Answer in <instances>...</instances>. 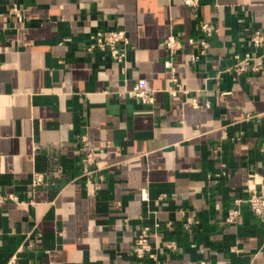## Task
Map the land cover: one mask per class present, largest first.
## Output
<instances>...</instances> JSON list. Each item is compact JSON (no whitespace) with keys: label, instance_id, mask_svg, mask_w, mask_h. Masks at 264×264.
I'll return each instance as SVG.
<instances>
[{"label":"crops","instance_id":"obj_1","mask_svg":"<svg viewBox=\"0 0 264 264\" xmlns=\"http://www.w3.org/2000/svg\"><path fill=\"white\" fill-rule=\"evenodd\" d=\"M203 20L216 31L194 62ZM254 28L264 0H0V192L21 201L0 209V264H264V214L243 203L226 222L252 175L264 194V58L225 72ZM100 29L126 31L125 71L88 49ZM169 35L185 43L172 59L188 91L176 95ZM136 84L153 103L126 92ZM90 148L101 170L87 181ZM146 226L157 260L133 252Z\"/></svg>","mask_w":264,"mask_h":264},{"label":"built area","instance_id":"obj_2","mask_svg":"<svg viewBox=\"0 0 264 264\" xmlns=\"http://www.w3.org/2000/svg\"><path fill=\"white\" fill-rule=\"evenodd\" d=\"M184 3L190 7H197L199 0H183ZM200 29L204 33V37L200 39L190 38L188 42L191 45H197L199 51L191 54V60L197 61L202 55H204L209 46L210 42L208 37H210L215 31L216 28L207 20L200 22ZM91 44L88 49L92 50L98 48L101 50H106L110 53L111 57L120 62L123 66V71L126 70V61L128 50L130 48L131 42L127 33L123 29H111L97 30L90 35ZM250 50L246 51L243 54L237 53L235 55V62L228 68L225 69V72L231 73L235 76H240L244 73L250 71H258L260 66L256 63L257 60L264 58V31L259 28H254L251 31L249 38ZM163 45L168 50L171 57L167 58L164 61V65L170 71L171 75V85L168 87V91L176 95L178 92H187V89H184L179 83L178 70L175 62L172 59V56L181 48L184 47L185 43L176 35H169L163 41ZM130 96L141 99L145 103H153L154 96L153 91L150 89L142 88L140 85L136 84L132 88L126 91ZM193 104L198 106V101L193 100ZM82 142L84 146L89 147L90 143L86 137H82ZM260 150L264 153V141L261 143ZM97 151L93 148H90L81 158L80 161V176L86 177L87 181H90L92 175L100 172L101 168L96 165ZM253 182L249 184L250 193L247 197H238L234 200V206L230 208L229 213L226 217V222L228 223H237L238 218L241 214L240 206L243 203H247L251 210L256 215L264 214V194L261 190L258 189V178L252 175ZM43 176L40 173H36L33 181V186L43 185ZM8 201H15L21 203L19 197L15 193H1L0 192V209ZM198 223V219L192 215H187L186 220L183 222V227L185 230L191 232L194 225ZM168 227L172 228L171 223H168ZM151 229L146 226L143 227L135 236L133 252L139 258L142 259L145 256L149 255L153 259L157 260L158 251L154 249L151 244ZM28 246L32 247L33 243H29ZM165 249L169 251H175L178 248V244L175 240H168L165 243ZM142 264V263H140ZM157 264H167L166 262ZM201 264H207L205 261H202Z\"/></svg>","mask_w":264,"mask_h":264}]
</instances>
